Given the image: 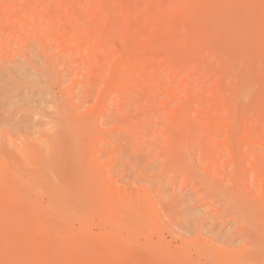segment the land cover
<instances>
[{
    "label": "rangeland",
    "instance_id": "374dc122",
    "mask_svg": "<svg viewBox=\"0 0 264 264\" xmlns=\"http://www.w3.org/2000/svg\"><path fill=\"white\" fill-rule=\"evenodd\" d=\"M0 264H264V0H0Z\"/></svg>",
    "mask_w": 264,
    "mask_h": 264
}]
</instances>
